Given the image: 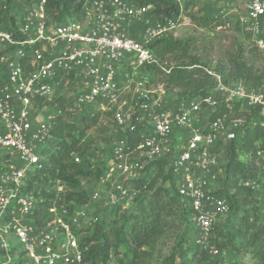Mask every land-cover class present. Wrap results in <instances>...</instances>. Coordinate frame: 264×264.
Segmentation results:
<instances>
[{
  "label": "built area",
  "instance_id": "2783aa9c",
  "mask_svg": "<svg viewBox=\"0 0 264 264\" xmlns=\"http://www.w3.org/2000/svg\"><path fill=\"white\" fill-rule=\"evenodd\" d=\"M46 1L34 0L27 6L20 39L0 29V45L14 46L11 57L0 59V250L6 252V261L21 251V264H109L86 258V247L79 242L80 233L96 223L95 210L88 204L71 210L64 205L58 208L55 202L59 199L54 200L46 208L53 213L52 220L37 225L31 216L44 208L43 199L22 189L27 172L42 167V152L55 140L53 115L41 116L39 110L45 106L38 108L34 101L49 99L57 80H66L70 72L73 79L81 78L75 110L93 106L125 131L139 129L144 134L134 155L126 150L125 138L114 143L108 168L99 180L108 188L103 206L128 204L133 196L125 180L139 177L141 158L165 159L179 194L189 198L195 246L213 258L224 259L225 251L210 237L214 223L229 212L227 200L213 191L221 170V156L214 148L257 120L228 119V115L209 119V114L222 100L258 107L263 117L264 85L253 88L243 81L225 82L221 73L207 69L214 78L212 91L167 102L164 96H153L138 73L150 64L163 68L149 44L175 28L180 16L161 20L151 13V4L130 0H86L79 14L47 25ZM174 1L180 6L183 2ZM240 23L252 44L264 51V0H245ZM133 24L141 26L139 37L130 33ZM120 63L130 68L125 73L132 88L129 108L121 103L116 77ZM203 110L207 111L204 120ZM244 184L257 193L264 214V169L257 180ZM62 190L58 184L57 192ZM101 199L99 190L91 194L92 203L100 204Z\"/></svg>",
  "mask_w": 264,
  "mask_h": 264
},
{
  "label": "trees",
  "instance_id": "16d2710c",
  "mask_svg": "<svg viewBox=\"0 0 264 264\" xmlns=\"http://www.w3.org/2000/svg\"><path fill=\"white\" fill-rule=\"evenodd\" d=\"M33 1L0 0V29L10 32L15 39H20L22 37L20 28L26 8ZM85 1L47 0L46 24H57L79 14ZM130 1L151 4V13L161 20L181 16L184 11V7L174 0ZM226 21L219 15L202 19L200 26L212 31ZM237 22L241 24L239 15ZM248 41L252 44L249 37ZM252 45L250 47L239 44L234 50L227 51L225 65L217 68V72L222 74L225 82L243 81L253 88L264 85V68L255 64L256 56L264 51ZM149 48L159 61L169 55L177 62L161 65L163 68L155 64L143 67L159 77V82L164 88L176 89L175 97L191 98L212 91L214 78L207 73L206 64L188 54L189 45L186 41L167 33L152 40ZM13 50L14 46L0 45V59H5L4 56L8 52H10L8 57H11ZM66 76L68 81L73 80L72 72ZM59 100L60 97L56 98L57 102ZM47 103L54 102L43 98H36L34 101L38 108ZM57 110L53 115L54 149L43 150L42 167L27 172L22 186L23 190L33 191L36 196L43 199L41 203L44 208L37 209L31 216L37 225H46L52 220L54 215L46 208L52 206L54 200L59 199L55 202L58 208L64 205L69 210L92 202L91 195L85 188L80 187V178L92 174L93 170L98 176L104 172V169L95 167L87 155L90 150L96 148L101 152L103 150L110 153L107 148L98 145L101 141L106 144L114 138L110 130L98 126L102 115L106 114L98 109L82 115L79 123L70 120V113L64 105ZM233 111L252 114L254 117L251 118L256 119L257 123L250 126L246 124L242 133L214 148L221 156V170L213 191L227 200L229 212L214 223L210 237L220 249L225 251L224 259L213 258L195 246L189 198L179 194L175 176L168 162L162 158L147 160V164L140 170L139 177L131 181L132 189L145 195L144 212L128 210L120 213L118 206L105 215L99 211V203L97 204V208L94 209L97 221L93 225V230L89 235L79 239L80 245L86 247L84 253L86 258L109 263L110 250L124 244L132 255L129 264H138L145 247L152 246L154 241L168 229L181 226L183 233L178 237L176 244L179 251H172L161 264H175L177 255H182L184 252L188 253L186 258H182L185 260L181 259V264H199L203 260H209L213 264H264V214L260 211L257 193L244 184L248 180H257L259 173L264 169V116L259 115L258 107L248 108L246 105L242 107L239 101L229 104L219 100L210 112L209 119L228 115ZM65 112L68 117L65 116ZM90 129L93 130L94 135L92 139H87L86 134ZM106 132L108 135L102 139V134L105 135ZM123 136L127 142L126 150L133 155L136 154V147L142 141L144 134L136 129L124 131ZM258 151H263V155H258ZM239 154L245 156V159L241 160ZM75 157L79 158L78 162L74 160ZM142 160L143 158L140 162ZM58 184L62 185V192H57ZM43 186L45 188L47 186L48 189ZM18 254L16 258L7 262L6 252L0 250V264H21L23 253L20 251Z\"/></svg>",
  "mask_w": 264,
  "mask_h": 264
},
{
  "label": "rangeland",
  "instance_id": "374dc122",
  "mask_svg": "<svg viewBox=\"0 0 264 264\" xmlns=\"http://www.w3.org/2000/svg\"><path fill=\"white\" fill-rule=\"evenodd\" d=\"M244 1L245 0H183L181 6L184 7V11L180 16L177 25L173 28L169 34L186 41L189 45L188 54L198 58L199 62L206 64L208 69H213L217 71V68L225 65V55L227 51L234 50L237 45L241 44L242 46L247 45L252 47L253 45L248 41V35L243 29L242 25L237 22V16L244 13ZM223 16L227 21L222 26H217L212 31H207L206 28L201 27L200 23L202 19H209L214 16ZM200 18L201 20H199ZM130 33L133 35L136 31L140 32L141 26L138 24H133L129 27ZM10 56V52L6 53L4 57ZM166 59L158 60V63L161 65L165 64H175V60L171 59V56L167 55ZM257 60L255 64L264 68V52L261 55L256 56ZM259 68V69H261ZM130 68L126 70L128 74ZM138 76L144 81L147 89L150 90L153 96H164L167 102H171L175 97L176 89H167L162 86L159 82V77L154 75L151 70L148 68H141L140 75ZM125 81L120 82L121 90V103L125 108H129L131 105V95L132 88L130 86V77L124 75ZM138 79V78H135ZM81 78L73 79L68 81L59 79L57 80V88L54 93L48 99V101H53V104L43 105L42 109L39 110L41 116L54 115L57 109H60L63 105L66 108L67 112L70 113V120L79 123V118L86 113H90L92 110H96L93 106H87L82 111L75 110L73 106L74 98L76 94L81 90ZM60 97V100L57 102L56 98ZM60 107V108H59ZM61 112V111H60ZM66 113V112H65ZM66 117L67 113L65 114ZM207 116V111L203 110L201 113V119L204 120ZM254 117L252 114L246 115L241 111H233L228 114V119H246ZM239 122V121H238ZM99 127H106L107 130H110L114 134V138L110 139L109 142L103 144L102 141L98 146L107 148L106 151L102 152L99 149L90 150L87 158L92 162L95 167H103L104 172L108 168V162L110 155L112 154V147L115 142L120 141L124 138L123 132L125 131L121 126L117 125L112 117L109 115L103 114L101 119L98 122ZM93 130H88L86 134L87 139L93 138ZM108 135L106 132L105 135L102 134L101 138H105ZM105 142V141H104ZM55 140H50L48 142L49 151L54 149ZM239 158L245 159V156L239 154ZM148 161L142 160V165L145 166ZM104 172L95 175L96 171L93 170L92 174L88 176L81 177L80 187L85 188L88 194H93L95 191L99 190V194L103 199L100 200V210L103 214H109L113 211L112 208L103 206L104 194L107 191V187H103L100 183V178ZM125 183L130 188L131 195L133 196L127 205L119 206L118 212L123 213L125 211H135V212H144L146 201L145 195L143 193L136 192L132 189V183L130 179L125 180ZM45 188V186H43ZM46 190L48 187L46 186ZM145 194V193H144ZM92 203V202H91ZM88 204L94 210L97 208L98 203ZM105 207V208H104ZM109 218H107L108 220ZM50 222V221H49ZM120 223V222H119ZM94 226L91 227L87 232L80 233L79 239L81 240L87 234L93 230ZM183 233L182 227H172L168 229L163 235L158 237L152 246L145 247L143 249V254H141L138 259V264H161L162 260L168 256L172 251H179L178 237ZM11 247L16 248L15 242L13 239H9ZM176 246V247H175ZM188 252L182 253V255H177L176 263L181 264V259L187 257ZM131 253L124 244H120L117 248L111 249L109 253V264H129L131 260ZM185 260V259H182ZM190 264V263H187ZM199 264H213L209 260H203Z\"/></svg>",
  "mask_w": 264,
  "mask_h": 264
},
{
  "label": "crops",
  "instance_id": "0c3cea01",
  "mask_svg": "<svg viewBox=\"0 0 264 264\" xmlns=\"http://www.w3.org/2000/svg\"><path fill=\"white\" fill-rule=\"evenodd\" d=\"M134 34H137V35H135V37H139V32L138 31H136ZM128 69L129 68H127L123 63H120L118 65V67L116 69L117 70L116 77H117V80H118L119 83L125 81V79L123 77H124V75L126 73V70H128Z\"/></svg>",
  "mask_w": 264,
  "mask_h": 264
}]
</instances>
